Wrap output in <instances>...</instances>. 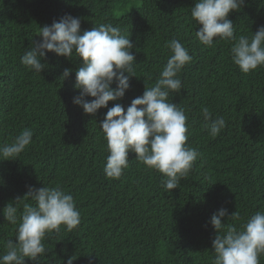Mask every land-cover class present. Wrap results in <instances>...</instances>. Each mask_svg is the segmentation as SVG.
Segmentation results:
<instances>
[{
  "label": "trees",
  "instance_id": "trees-1",
  "mask_svg": "<svg viewBox=\"0 0 264 264\" xmlns=\"http://www.w3.org/2000/svg\"><path fill=\"white\" fill-rule=\"evenodd\" d=\"M195 0H0V145L11 143L24 129L30 145L13 160H0V256L17 225L7 222L3 208L35 204L24 197L33 188L59 186L70 194L80 213L72 231H59L42 241L46 254L34 264H213L215 230L210 217L220 208L238 218L223 217L238 230L257 211L264 212V66L245 74L230 49L235 41L215 38L211 46L196 38L200 25L191 17ZM132 8L117 14L120 5ZM65 14L79 17L81 34L111 23L130 33L135 55L130 88L119 101L125 109L159 77L171 55L166 47L178 39L192 61L178 74L179 93L170 102L185 110L186 147L199 156L179 186L166 190L162 173L146 167L129 152V167L118 179L106 177L108 156L99 127L106 108L85 114L73 103L76 54L69 59L47 52L41 73L21 63L39 40L40 26ZM234 35L251 36L264 26V0H245L230 12ZM65 68H72L62 80ZM115 87V83L111 85ZM86 99H93L86 97ZM139 107V106H138ZM222 116L226 126L212 137L202 114ZM19 198L18 200H16ZM15 200V201H14ZM19 223V221H18ZM264 264V254L259 256ZM25 264L33 261L25 258Z\"/></svg>",
  "mask_w": 264,
  "mask_h": 264
},
{
  "label": "clouds",
  "instance_id": "clouds-1",
  "mask_svg": "<svg viewBox=\"0 0 264 264\" xmlns=\"http://www.w3.org/2000/svg\"><path fill=\"white\" fill-rule=\"evenodd\" d=\"M244 3L245 0H195L191 17L200 25L195 35L201 44L211 46L217 37L235 41L230 49L231 60L247 74L264 66V26L251 36L234 35V25L228 16L239 11ZM38 35L40 39L33 40L31 49L21 56V63L41 73L47 52L69 59L75 53L80 66L75 69L73 87L79 90V95L73 97V103L85 114L94 115L101 108L107 109L99 124L109 153L103 169L106 177L118 179L129 167V152H133L146 167L163 174L166 190L177 188L199 156L195 148L185 146L188 140L185 110L169 100L170 93L182 89L178 74L192 61L188 49L178 39L170 40L166 47L171 55L155 84L145 87L143 94L132 99L125 109L119 102L108 107V102L121 100L130 88V77L134 76L136 61L130 33L123 35L119 27L107 23L81 34L80 18L65 14L51 25L40 26ZM72 71L65 68L62 80ZM202 114L205 128L216 137L226 126L225 119L222 116L213 119L207 107L202 109ZM32 136L31 129H24L11 143L0 145V160L18 158L30 145ZM27 187L24 197L35 204L23 203L22 211L13 203L3 208L5 220L18 227L16 242L7 241L0 264H25L26 257L34 264L39 256L46 254L42 242L46 234L59 231L61 224L72 231L80 223L73 197L59 186ZM223 217L235 219L238 213L229 215L222 207L210 217L209 223L215 230L213 264H260L259 256L264 254V212L251 215L241 230L235 225L225 226ZM72 262L73 258L69 257L66 264Z\"/></svg>",
  "mask_w": 264,
  "mask_h": 264
},
{
  "label": "rangeland",
  "instance_id": "rangeland-1",
  "mask_svg": "<svg viewBox=\"0 0 264 264\" xmlns=\"http://www.w3.org/2000/svg\"><path fill=\"white\" fill-rule=\"evenodd\" d=\"M131 8H132V6H130L128 4L120 5L116 9V13L117 14H122V13H125V12L129 11Z\"/></svg>",
  "mask_w": 264,
  "mask_h": 264
}]
</instances>
